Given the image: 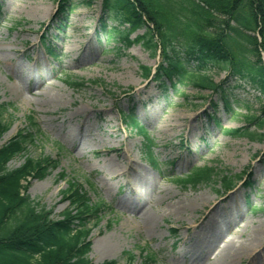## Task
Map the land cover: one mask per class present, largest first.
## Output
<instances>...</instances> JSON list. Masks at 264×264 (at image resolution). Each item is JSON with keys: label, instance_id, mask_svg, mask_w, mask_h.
Segmentation results:
<instances>
[{"label": "rangeland", "instance_id": "obj_1", "mask_svg": "<svg viewBox=\"0 0 264 264\" xmlns=\"http://www.w3.org/2000/svg\"><path fill=\"white\" fill-rule=\"evenodd\" d=\"M0 2V120L8 125L0 147L27 130L33 140L8 168L27 157L58 163L44 178L26 182L38 209L62 219L72 208L64 194L72 184L100 204L98 218L87 221L95 264H264V142L225 132L239 126L261 131L244 118L260 113L264 94L257 85L217 66L208 71L216 83L224 81L236 116L219 90L181 84L165 98L142 68L156 67L160 56L144 43L117 54L115 41L95 36L101 0H75L67 16L57 15L56 0ZM211 103L224 129L210 117ZM132 112L153 140L156 164L138 129L121 123ZM195 166L220 174L196 187L176 182ZM222 173L231 176V188H224ZM248 174L252 187L237 177ZM126 196L136 207L124 204ZM210 228L220 236L208 237ZM228 245L244 250L229 257Z\"/></svg>", "mask_w": 264, "mask_h": 264}, {"label": "trees", "instance_id": "obj_2", "mask_svg": "<svg viewBox=\"0 0 264 264\" xmlns=\"http://www.w3.org/2000/svg\"><path fill=\"white\" fill-rule=\"evenodd\" d=\"M56 1L57 15L62 16H67L77 5L75 0ZM101 12L98 29L106 32L108 40L117 43V54H123L133 44L144 43L153 56L160 55L161 62L154 70L142 68L144 76L156 82L166 98L171 89L179 92L177 87L181 84L200 91L219 90L226 109L236 116L238 112L224 92V81L216 83L208 73L216 66L257 85L264 94V0H101ZM142 29L144 33L132 37ZM181 39L183 48L178 49L176 44H181ZM48 51L55 55L52 48L48 47ZM72 84L81 86V83ZM211 104L214 114L210 117L221 125L215 116L217 105ZM28 118L30 125L38 130L32 117ZM244 118L261 131L254 133L246 126H239L227 133L264 142V100L258 115L246 114ZM122 120L138 129L147 142L151 162L156 164L151 157L153 140L137 115L123 114ZM7 130L8 125L0 120V138ZM33 137L27 130H19L0 147V264H95L89 259L92 244L87 221L90 217L98 218L100 204H91L82 189L72 184L64 192L72 199V208L62 214V219H53L52 210L38 209L39 204L26 195L29 184L26 182L34 177L44 178L49 168L58 163L50 158L27 157L20 167L8 168L11 160L25 153ZM219 174L215 167L195 166L176 182L184 187H196ZM237 177L241 179L242 175ZM250 177L248 174L244 180L247 186L254 185ZM221 181L225 189L233 186L228 174L222 173Z\"/></svg>", "mask_w": 264, "mask_h": 264}, {"label": "bare ground", "instance_id": "obj_3", "mask_svg": "<svg viewBox=\"0 0 264 264\" xmlns=\"http://www.w3.org/2000/svg\"><path fill=\"white\" fill-rule=\"evenodd\" d=\"M27 76H29V75L27 74ZM108 189L112 190V187L109 186ZM131 189L135 195H140V191L136 186H131ZM122 200H123L124 204L127 205L128 207H131V208L136 207V203L134 201L130 200V198H128L127 196L125 198H123ZM222 220L225 221L227 219H222ZM205 222L208 223V220ZM205 222L203 224H201L200 227H202V228L206 227ZM206 233H207V236L212 238V239L216 238L219 234L214 228H210L209 231ZM219 236H220V234H219ZM241 250L243 251L244 249H242L241 247H235V246H230V245L225 247V251L229 255V257L238 256L239 253L242 252Z\"/></svg>", "mask_w": 264, "mask_h": 264}]
</instances>
